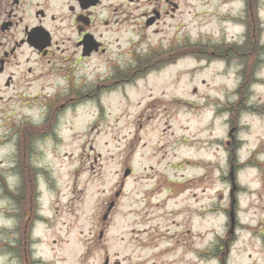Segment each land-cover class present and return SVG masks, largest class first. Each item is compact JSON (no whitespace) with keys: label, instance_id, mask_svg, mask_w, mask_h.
Listing matches in <instances>:
<instances>
[{"label":"rangeland","instance_id":"rangeland-1","mask_svg":"<svg viewBox=\"0 0 264 264\" xmlns=\"http://www.w3.org/2000/svg\"><path fill=\"white\" fill-rule=\"evenodd\" d=\"M180 3L163 29L112 35L87 68L134 73V53L166 58L162 48L182 44L129 85L61 70V95L19 97L41 80L15 91L5 79L16 66L0 76V264H264V0L258 21L248 0ZM246 34V57L204 60L200 42ZM104 57L122 65L100 66ZM57 81L41 90L54 93ZM77 84L83 96L70 94ZM52 102L55 118L31 128L33 140L3 141L43 121Z\"/></svg>","mask_w":264,"mask_h":264},{"label":"flooded vegetation","instance_id":"flooded-vegetation-1","mask_svg":"<svg viewBox=\"0 0 264 264\" xmlns=\"http://www.w3.org/2000/svg\"><path fill=\"white\" fill-rule=\"evenodd\" d=\"M181 5L180 0H0V76L11 65L23 67L20 70L15 67L6 76L5 86L15 83L14 90L18 85L27 88L32 86L31 81L41 80L40 89L31 92L22 89L21 97L26 93L33 96L46 88L49 80L60 81L61 70L70 72L77 66L83 76L89 75L97 66L87 68L101 60L99 54H107L112 46L110 40L114 38H108L112 35L117 36L116 41L124 38L122 29H163L158 26L161 20L176 17ZM172 28L177 29V24H172ZM125 40L129 42L127 36ZM120 48L119 55L123 54ZM114 58L104 57L99 65L113 66ZM116 61L122 65L121 59ZM129 76L127 69V74L116 81L127 80ZM31 128L34 127L25 125L19 131L16 127L14 139L3 141L18 145L33 140V134L27 133ZM168 191L170 197L171 190ZM24 263L33 261L26 256Z\"/></svg>","mask_w":264,"mask_h":264},{"label":"trees","instance_id":"trees-1","mask_svg":"<svg viewBox=\"0 0 264 264\" xmlns=\"http://www.w3.org/2000/svg\"><path fill=\"white\" fill-rule=\"evenodd\" d=\"M252 38H250V34H248V38L246 39V41L240 45V46H237V45H222V46H218V47H215L216 50L218 51V54H222V56H226V54H229V56H240V57H246L247 56V51L249 48H251L253 46V43H252ZM202 51L203 52H206L207 51V46L204 45L202 46Z\"/></svg>","mask_w":264,"mask_h":264},{"label":"bare ground","instance_id":"bare-ground-1","mask_svg":"<svg viewBox=\"0 0 264 264\" xmlns=\"http://www.w3.org/2000/svg\"><path fill=\"white\" fill-rule=\"evenodd\" d=\"M128 87H129V86H128ZM128 87H126V88H125V87L123 88V86L118 87V88L114 89L112 93L114 94V93H116V92H118V91H120V90L127 89ZM123 92H124V91H123ZM129 101H130V100H129ZM252 114H256V113H252ZM252 114H251V115H252ZM123 119H124V117H123V118L121 117V121H123ZM69 144L74 145V143H69ZM72 160H74V159H72ZM57 161L60 162V161H64V160L61 158V159H58ZM76 199L79 200V198H76ZM42 222H44V220H42ZM76 240H77V239H76ZM77 241H78V240H77ZM78 242H79V241H78ZM46 245H48V244L46 243ZM50 249H52V248L50 247ZM49 264H52V263H49Z\"/></svg>","mask_w":264,"mask_h":264},{"label":"water","instance_id":"water-1","mask_svg":"<svg viewBox=\"0 0 264 264\" xmlns=\"http://www.w3.org/2000/svg\"><path fill=\"white\" fill-rule=\"evenodd\" d=\"M129 172H130V170L128 169V170L126 171V174H125V175H127ZM231 216H232V221L234 222V213H233V212H232Z\"/></svg>","mask_w":264,"mask_h":264},{"label":"snow or ice","instance_id":"snow-or-ice-1","mask_svg":"<svg viewBox=\"0 0 264 264\" xmlns=\"http://www.w3.org/2000/svg\"><path fill=\"white\" fill-rule=\"evenodd\" d=\"M53 117L55 118V113H53Z\"/></svg>","mask_w":264,"mask_h":264}]
</instances>
